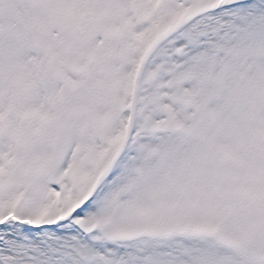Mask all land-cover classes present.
Here are the masks:
<instances>
[{"label": "snow or ice", "instance_id": "obj_1", "mask_svg": "<svg viewBox=\"0 0 264 264\" xmlns=\"http://www.w3.org/2000/svg\"><path fill=\"white\" fill-rule=\"evenodd\" d=\"M0 264H264V0H0Z\"/></svg>", "mask_w": 264, "mask_h": 264}]
</instances>
